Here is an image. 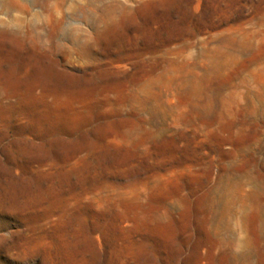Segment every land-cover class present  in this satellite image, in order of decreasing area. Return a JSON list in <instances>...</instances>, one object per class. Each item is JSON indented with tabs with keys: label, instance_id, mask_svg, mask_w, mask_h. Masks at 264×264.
<instances>
[{
	"label": "rangeland",
	"instance_id": "374dc122",
	"mask_svg": "<svg viewBox=\"0 0 264 264\" xmlns=\"http://www.w3.org/2000/svg\"><path fill=\"white\" fill-rule=\"evenodd\" d=\"M0 264H264V0H0Z\"/></svg>",
	"mask_w": 264,
	"mask_h": 264
}]
</instances>
